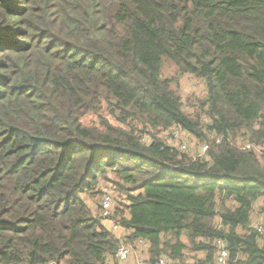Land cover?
<instances>
[{
	"label": "trees",
	"instance_id": "trees-1",
	"mask_svg": "<svg viewBox=\"0 0 264 264\" xmlns=\"http://www.w3.org/2000/svg\"><path fill=\"white\" fill-rule=\"evenodd\" d=\"M104 104L117 126L82 122ZM258 147L264 0H0V264H105L138 240L147 264H214L217 240L264 264ZM101 180L123 237L83 198Z\"/></svg>",
	"mask_w": 264,
	"mask_h": 264
},
{
	"label": "rangeland",
	"instance_id": "rangeland-1",
	"mask_svg": "<svg viewBox=\"0 0 264 264\" xmlns=\"http://www.w3.org/2000/svg\"><path fill=\"white\" fill-rule=\"evenodd\" d=\"M179 95L182 98V100L184 101V106H186L187 104V99L190 98L192 95H197V96H201L202 95V88L199 86H196L195 83L191 82L190 78L186 77V78H181L180 80V90H179ZM188 105V104H187ZM185 111H187V109L185 108ZM100 120H107L109 123L117 126V122H115L113 120V118L109 115V112L107 110L106 105H103V108L100 110L98 115H94V114H88L84 119H82V122L88 126H98L100 123ZM182 135V134H181ZM180 134H176L174 138L175 142L173 143V146H175L176 148L179 147L180 143H182L183 145L186 146V152L188 153V155H195L198 150H199V144L198 142L194 141L192 138L187 137V136H181ZM172 142V141H169ZM181 144V145H182ZM257 158L259 159V161L261 163L264 162V147L262 148L261 151H257ZM109 178L113 181H115L114 176L113 175H108ZM99 190H101V193L103 194V192L108 189L107 191H112V195H113V207H117L119 205H123V203L121 204L120 201L123 198L122 196L124 194H121L120 192H118L114 185L111 183H106L104 181H99V185H98ZM102 194L100 196L97 197H93L92 195L90 196H86L84 195L83 198L89 203V205H91V208L93 210L94 214H100V211L98 209V205L100 204L101 198H102ZM126 214V212H125ZM264 214V201L263 200H259L254 209L253 212L251 214V219H250V225H254L257 222H261L260 218L263 216ZM139 250L138 248H134L132 249V255L131 258L129 260H127L124 264H135V253H137ZM193 257L195 259H193ZM203 257V254H189V257H187V262L186 264H194V260L196 259H200Z\"/></svg>",
	"mask_w": 264,
	"mask_h": 264
},
{
	"label": "built area",
	"instance_id": "built-area-1",
	"mask_svg": "<svg viewBox=\"0 0 264 264\" xmlns=\"http://www.w3.org/2000/svg\"><path fill=\"white\" fill-rule=\"evenodd\" d=\"M182 133V132H181ZM181 135V134H180ZM206 146H203L201 148V152L204 153L206 150ZM245 149H250V145L244 146ZM180 150H186L185 145L179 146ZM252 149V148H251ZM254 151H261L262 148H254ZM106 189L103 194L102 198L99 204V207L101 209L100 219L101 224L103 225L106 230L109 232L115 234L116 236L123 237V229L118 223V220L111 218L113 216V195L112 191H107ZM120 203L127 204L126 200L124 198L121 199ZM261 222H257L254 225L250 226V229H252L258 236L259 241L261 244L264 245V214L260 218ZM133 247L138 248V252L135 253L136 259L135 264H147V249L148 244L144 242L143 240H138L133 246L128 244H120L118 249L116 250V253L114 255V259H108L105 264H121L126 262L131 258L132 255V249ZM215 248V254H214V264H228V251L226 250L225 244L221 240H217L214 244ZM155 264H168L166 257L162 256L160 257Z\"/></svg>",
	"mask_w": 264,
	"mask_h": 264
},
{
	"label": "crops",
	"instance_id": "crops-1",
	"mask_svg": "<svg viewBox=\"0 0 264 264\" xmlns=\"http://www.w3.org/2000/svg\"><path fill=\"white\" fill-rule=\"evenodd\" d=\"M125 263V262H124ZM124 263H121V264H124Z\"/></svg>",
	"mask_w": 264,
	"mask_h": 264
}]
</instances>
